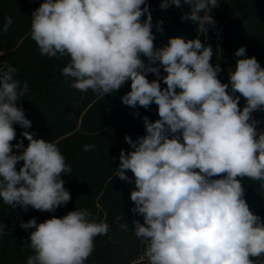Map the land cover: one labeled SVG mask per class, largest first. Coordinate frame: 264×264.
Segmentation results:
<instances>
[{
    "label": "clouds",
    "instance_id": "9594fccd",
    "mask_svg": "<svg viewBox=\"0 0 264 264\" xmlns=\"http://www.w3.org/2000/svg\"><path fill=\"white\" fill-rule=\"evenodd\" d=\"M218 4L161 0L159 7L188 5L181 20L198 22V31L207 33L215 27L210 12ZM5 21L7 32L13 18ZM151 29L146 0H44L30 26L41 55L69 58L61 72L72 78L74 89L104 97L131 81V90L121 97L124 105L158 106L157 120L143 117L145 135L125 136L132 150L120 151L116 169L120 180L134 178L131 211L143 223L134 220L132 230L146 245L147 264H254L252 258L264 255V222L246 202L242 179L264 188V130L258 131L260 121L252 115L264 112V68L242 46L228 83H222L220 64L210 62L211 45L174 37L155 48ZM16 71L0 68V198L12 209L53 212L71 200L61 175L72 168L55 142L34 139V133H22L26 147L22 141L11 144L14 124L31 127L16 103L29 91L27 81L14 78ZM149 73L156 79L150 81ZM13 147L22 151L16 154ZM94 148L84 145L85 151ZM90 217L78 209L39 224L35 218L21 222L22 229H35L26 245L34 254L26 264H85L95 238L110 230Z\"/></svg>",
    "mask_w": 264,
    "mask_h": 264
},
{
    "label": "trees",
    "instance_id": "16d2710c",
    "mask_svg": "<svg viewBox=\"0 0 264 264\" xmlns=\"http://www.w3.org/2000/svg\"><path fill=\"white\" fill-rule=\"evenodd\" d=\"M43 2L0 0V68L15 67L14 78L21 84L27 81L29 88L16 103L23 108L31 127L25 129L14 124L16 136L11 144L15 146L22 141L26 147L29 142L22 135L25 131L34 133V139L55 142L72 168L71 173L61 175L71 200L53 212L31 207L25 212L19 206L12 209L0 198V225H4L0 232V264H26L28 257L34 254L26 245L35 229L24 230L21 222L35 218L39 224L78 209L88 210L90 219L104 221L110 229L107 235L95 238L94 251L85 264H147L146 245L132 230L134 220L143 223V217L131 211L135 206L130 199L134 178L132 183L122 181L116 177V169L120 151L132 150L125 136L135 140L145 135L143 117L153 122L157 120L158 106L152 103L148 109L139 105L133 109L124 105L121 97L131 90V81L104 97L97 96L91 89L82 92L71 87L72 78H66L61 72L69 58L41 55L31 39V16ZM146 3L151 10L155 48L166 46L174 37L185 41L199 38L206 46H212L214 55L210 62L214 66L220 64L222 71L218 78L222 83H228V67L235 66L239 59L235 52L242 46L246 48V55L255 56L264 68V0H218V6L210 12L216 24L214 28L209 26L207 33L198 31V22L181 20L189 11L188 5L161 9V0H146ZM8 16L13 18V23L4 32L2 26ZM141 19H146V15ZM140 59L146 66L150 64L143 54ZM161 75H166L163 69ZM147 78L156 79L151 73ZM161 87H166L163 81ZM239 107L243 108L240 102ZM134 112L139 116H134ZM86 144L94 145V150L85 151ZM21 151L13 147L14 153ZM22 165L23 161L18 162L17 170ZM127 175L133 177L131 171ZM242 184L246 202L249 207L258 203L255 214L264 222V188L259 181L248 178H243ZM252 259L254 264H264V255Z\"/></svg>",
    "mask_w": 264,
    "mask_h": 264
},
{
    "label": "crops",
    "instance_id": "0c3cea01",
    "mask_svg": "<svg viewBox=\"0 0 264 264\" xmlns=\"http://www.w3.org/2000/svg\"><path fill=\"white\" fill-rule=\"evenodd\" d=\"M252 115H253L254 119H256L257 121H260V123L257 125L258 131L259 130H264V119L262 117V114L259 113V111H256Z\"/></svg>",
    "mask_w": 264,
    "mask_h": 264
},
{
    "label": "rangeland",
    "instance_id": "374dc122",
    "mask_svg": "<svg viewBox=\"0 0 264 264\" xmlns=\"http://www.w3.org/2000/svg\"><path fill=\"white\" fill-rule=\"evenodd\" d=\"M229 70H230V67H228V71H229ZM239 102H240V104L242 105V107H244V105H245V98H243V97L241 96ZM259 113L262 114V117H263V119H264L263 112H260V111H259ZM257 208H258V203H256V202L253 203V204L250 206V209L253 211L254 214H255Z\"/></svg>",
    "mask_w": 264,
    "mask_h": 264
}]
</instances>
